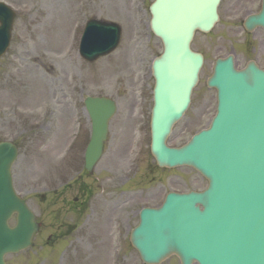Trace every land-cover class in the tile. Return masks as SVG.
I'll use <instances>...</instances> for the list:
<instances>
[{
    "label": "rangeland",
    "instance_id": "obj_1",
    "mask_svg": "<svg viewBox=\"0 0 264 264\" xmlns=\"http://www.w3.org/2000/svg\"><path fill=\"white\" fill-rule=\"evenodd\" d=\"M2 1L16 11L17 18L11 46L0 60V142L10 141L18 146L19 158L13 166L14 187L41 224L34 247L9 255L6 262L113 264L116 251L108 233L109 217L99 203L98 221L87 227L88 232L80 241H75L78 235L74 233H66L62 238L61 233L66 232L60 226L62 203L54 193L45 192L48 187L60 190V184L72 182L73 186L85 176V139L90 130L83 107L86 96L108 97L118 105L110 122L104 156L92 175L82 178L96 191L97 198L92 201L97 203L102 198L103 188L110 180L118 185L127 181L123 177L128 166L132 171L130 182L125 188L119 186L120 191L130 190L129 195L138 194L137 190L144 192L142 197L138 194L131 199L128 211L137 210L145 201L157 206L163 188L185 192L207 186L202 176L190 168H157L150 154L149 119L154 86L151 65L163 51L161 41L149 27L148 7L154 0ZM243 1L223 0L219 24L211 33L195 36L192 49L205 56V64L190 109L169 138L171 147L184 145L207 128L215 115L216 92L207 88L206 80L218 58L234 50L238 68L256 59L264 67V53L259 51L263 35L254 32L246 36L241 23L246 13L258 10L260 0ZM92 17L120 23L123 38L114 53L91 64L79 56V42ZM77 129H81L83 138L70 149L69 142L77 136ZM136 159L140 160L137 164ZM61 192L64 190L58 193ZM72 195L70 190L64 192V196ZM92 211L93 205L86 212L92 215ZM10 224L13 226L15 220ZM136 224L131 216V227ZM123 254L122 264H143L132 248ZM163 264L179 261L172 257Z\"/></svg>",
    "mask_w": 264,
    "mask_h": 264
},
{
    "label": "water",
    "instance_id": "obj_2",
    "mask_svg": "<svg viewBox=\"0 0 264 264\" xmlns=\"http://www.w3.org/2000/svg\"><path fill=\"white\" fill-rule=\"evenodd\" d=\"M220 1L155 0L149 9L151 30L163 45L152 65L151 154L160 168L195 169L209 186L201 193H172L161 208L141 212L131 243L145 264L172 256L181 264H264V70L250 62L237 71L233 56L218 60L207 81L218 94L210 128L181 148L167 145L191 105L204 64L192 41L219 22ZM14 20L15 13L0 2V58L10 46ZM244 27L264 29V0ZM121 39L118 24L91 20L80 54L94 62L115 51ZM85 105L93 120L86 154L90 171L101 157L116 105L107 98H87ZM17 158L15 145L0 143V264H6L7 255L32 247L39 230L34 213L14 190L11 169Z\"/></svg>",
    "mask_w": 264,
    "mask_h": 264
},
{
    "label": "flooded vegetation",
    "instance_id": "obj_3",
    "mask_svg": "<svg viewBox=\"0 0 264 264\" xmlns=\"http://www.w3.org/2000/svg\"><path fill=\"white\" fill-rule=\"evenodd\" d=\"M243 2H247V0H244ZM246 8V7H244ZM242 9V8H241ZM240 9V11H241ZM239 12V11H238ZM238 12L235 14L236 19L238 18ZM249 13L245 14V17L248 15ZM244 20V19H243ZM255 32H259V34L261 33V35H263V38L260 39V45H259V51L264 53V33L260 30H257ZM256 61L258 62V60L256 59ZM79 117V116H78ZM87 123L89 124V133H88V137L85 139V149L84 152L86 151V148L89 144L90 141V136H91V128H92V121L90 119V117L88 115L85 116ZM79 122V120L77 121ZM76 135L74 138H72L73 140H70L68 147L70 149H74L75 146L77 145V143L79 141L82 140V136H83V132L81 131V129H77L76 131ZM108 139V137H107ZM107 142V141H106ZM105 147H106V143L104 146V152H105ZM104 156V154H103ZM99 164V163H98ZM97 167V166H96ZM95 167V168H96ZM95 170V169H94ZM130 171L131 168H128L125 170L124 172V177H127V181H125L122 184H117L115 182H113L112 180H110V184H107L104 186V192L105 194L101 195V199L96 201L97 203H95L94 201H92L93 199H95V197L97 198L96 195V191L95 189L92 188V186L88 185L86 183V181L82 180V178L84 177H88L91 176L92 173L94 172H90L88 173L85 170V158H84V174L85 176L81 177V179H79L76 182V186H70L72 184V182L68 183V184H60L59 188L60 190H52L50 187L45 189V192L49 193V194H53L54 197H56L58 199V201H61V206H62V215L60 216L61 218V222H60V226L61 228H65L66 232L64 234L61 233L62 238L66 235V233H68L69 235L71 234H76V235H80L79 237L76 236L74 239L75 241H80L82 239V235L84 233H87V227L89 225L92 224V222H96V220L98 221V203L100 205L99 208H101L103 211H105V213H107L108 215V223H109V230L108 233L110 234V242L112 244V249L113 250H121V251H127L128 249L131 248V243H130V235H131V230L132 227L130 225V217L133 216V218H135L137 220V224L139 222V214L140 211L145 207L148 206L150 204L145 202H142L139 205V208L137 210H131L128 211L126 210L128 207H130V202L131 199L136 196L138 197H142V195L144 192L141 190H137L136 193L138 194H130V190H126V189H122L120 191L119 186H121V188H125V186H127L130 182ZM78 179V178H77ZM123 182V181H122ZM75 186V187H74ZM64 190V192L70 190V192H72V196L67 197L64 196V192L58 193L59 191ZM172 190H167L165 191L164 188L162 189V193L165 192V196L166 194H168V192H170ZM161 193L160 198H162L163 194ZM100 197V196H98ZM119 198V201H116ZM158 199V200H159ZM157 200V201H158ZM159 204V203H158ZM94 207V211H92V215L87 214V209H89L90 207ZM156 206V205H153ZM97 215V219L95 218L93 220V216ZM136 224V225H137ZM135 225V226H136ZM67 234V235H68ZM58 236V237H61ZM52 237L48 238L49 241H51ZM119 264V263H118Z\"/></svg>",
    "mask_w": 264,
    "mask_h": 264
}]
</instances>
